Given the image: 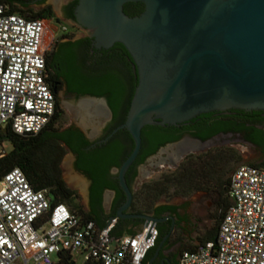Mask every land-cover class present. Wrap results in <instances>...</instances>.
Listing matches in <instances>:
<instances>
[{
	"label": "water",
	"instance_id": "1",
	"mask_svg": "<svg viewBox=\"0 0 264 264\" xmlns=\"http://www.w3.org/2000/svg\"><path fill=\"white\" fill-rule=\"evenodd\" d=\"M127 3H141L142 12L128 16L123 11ZM74 21L98 48L123 45L137 77L125 121L96 143L125 129L134 144L117 169L124 202L112 217L140 218L144 226L162 222L164 218L125 213L133 199L125 173L140 151L141 130L178 126L231 109L264 112V0H78ZM79 99L110 113L104 97Z\"/></svg>",
	"mask_w": 264,
	"mask_h": 264
},
{
	"label": "built area",
	"instance_id": "2",
	"mask_svg": "<svg viewBox=\"0 0 264 264\" xmlns=\"http://www.w3.org/2000/svg\"><path fill=\"white\" fill-rule=\"evenodd\" d=\"M43 25L0 2V129L20 136L37 135L56 108L40 49ZM228 196L216 240L183 251L178 264H264V163L236 167ZM117 221L111 217L99 226L64 203L52 205L47 191L35 190L14 167L0 179V264H54L60 251L82 264H141L156 243V223L116 236Z\"/></svg>",
	"mask_w": 264,
	"mask_h": 264
},
{
	"label": "trees",
	"instance_id": "3",
	"mask_svg": "<svg viewBox=\"0 0 264 264\" xmlns=\"http://www.w3.org/2000/svg\"><path fill=\"white\" fill-rule=\"evenodd\" d=\"M22 0H0L8 6V12L17 13L27 19L42 20V16L32 11L22 10L18 3ZM78 0L73 2L77 4ZM141 3H127L123 11L128 16H135L142 12ZM68 34V38H72ZM126 54L123 45L117 43ZM46 64L51 71L55 69L62 76L69 88L80 94L94 97L106 98L108 107L112 113V119L106 136L117 126L125 121L130 102L137 85L136 72L130 69L131 83L124 81L122 72L108 73L101 77L88 78L79 74L73 66L72 56L67 44L62 45L56 55L47 58ZM124 59V58H122ZM125 60V59H124ZM132 62V60H131ZM130 64V63H129ZM129 89L128 99L124 100L125 93ZM224 118L207 124L210 116ZM61 112H54L48 125L35 136H20L11 131L9 127L0 129V143L7 141L11 150L0 158V179L14 167H18L24 173L35 190H46L51 204L64 203L72 211L94 220L97 225L103 224L102 219L95 212H88L78 202L76 192L65 184L60 169V161L66 151H72L78 155L75 163L77 171L84 174L90 181V205L98 206L101 203L102 192L105 189L116 191L115 205L124 200V194L120 189L117 180L108 175L111 167L119 168L126 157L133 149V140L130 134L121 129L114 134L106 143L96 145L94 148L85 150L90 143L84 139L80 130L74 125L65 128L58 127ZM199 120L193 127L192 134L204 139L212 133L219 131H233L243 134V138L250 143L262 145L264 142V112L228 110L227 112H211L201 114L187 123L178 126H185ZM208 125V126H207ZM177 126L146 125L141 130V148L129 167L135 169L138 165L145 163L146 159L158 151L166 143L177 139ZM124 135L129 139V144H122L120 136ZM240 153L232 147H219L210 149L200 154L186 156L169 173H162L158 179L143 182L136 189L132 188L130 180L125 175L127 185L133 191V199L130 208L139 213L159 212L155 206L158 202H169L175 197H188L195 191H204L214 194L216 197L215 213L212 215L211 228L206 230L200 242L216 240L219 224L230 204L228 196V184L234 167L241 161ZM264 159L258 163L247 162L248 165H261ZM166 209L175 210L176 207L168 206ZM166 231H158L156 243L150 249L141 264H150L155 248L162 240ZM129 231L122 230L117 224L113 235H134ZM193 246L186 247L179 251V257L185 250H191ZM54 264H76L74 256L68 251H60L54 257ZM178 260L173 264H178ZM91 264V263H86Z\"/></svg>",
	"mask_w": 264,
	"mask_h": 264
},
{
	"label": "flooded vegetation",
	"instance_id": "4",
	"mask_svg": "<svg viewBox=\"0 0 264 264\" xmlns=\"http://www.w3.org/2000/svg\"><path fill=\"white\" fill-rule=\"evenodd\" d=\"M74 1L75 0H22L18 3V5L24 11H32L40 14L42 16L44 24L54 22L61 25V28L63 25H65L66 31L62 32L61 30L60 33L56 36V38L53 39L49 48L44 51V55L47 58L56 55V53H58L61 49L62 45L67 44L72 56L73 66L79 74L81 73V75L88 78H96L108 74L109 72L116 73L121 71L122 75L124 76V81L130 84V69L133 72H135V70L129 54H125L122 49H120L119 47H115V44L117 43L113 44L110 48L96 47L94 44V40L92 37H90L89 33L86 30L78 28L74 24V8L76 6L73 4ZM68 34L73 35L71 39L67 37ZM122 58H124L125 60ZM46 72L47 82L56 100L55 110L58 113L61 112L60 119L65 109H70L73 114L85 116V129H83L79 124L76 123L70 125H74L75 127H77L80 130V133L82 134L84 139L90 143V146L86 147L85 150L94 148L96 145H101L96 143L104 139L106 136V132L109 128L112 119L111 111L110 113H106L104 109L98 105H81L82 102L80 101L79 97L83 96L84 94H80L79 92L70 89L66 80L62 76H60L55 69L51 71L50 67L47 64ZM128 96L129 89L125 93L124 100L128 99ZM223 119L224 118H220L219 116L212 115L207 120V124L210 126L215 121ZM197 123H199V120L188 125L186 124L185 126H177V139L161 146L156 152V154L167 147H174L171 150V153L177 159H181L182 161L186 156L190 154H195L194 152L196 150L201 151L199 152L200 154L210 149L219 148V146H216L214 144V141L219 137L227 136L229 138H232L233 140L235 139L240 143H243L239 146H242L244 144L249 145L257 156L259 155L262 160L264 159V142L262 143V145L247 142L243 138L244 136L242 133L233 131H219L212 133L204 139H201L192 134L193 127H195ZM70 125H67L66 127ZM120 142L122 144H129V139L126 136L121 135ZM237 145H235V147ZM68 153L70 154L71 170L73 171V173H76L78 176L82 177L87 185L86 211L95 212L102 219L103 222L108 218L114 216L116 210L123 204L124 200L120 201L119 204L115 205L117 195L116 191L111 189H105L102 192V199L100 205L98 206L97 204H94V206L92 207L90 205L91 181L84 174L76 170L75 163L77 161L78 155L72 151H68ZM156 154L148 157L146 161L149 158L155 156ZM170 161L174 162V159L171 157ZM144 164L145 163L138 165L135 169L128 168L127 172L125 173V175L131 182L132 188L134 183L139 180L141 174L145 172V170L142 169V166ZM117 169L118 168L116 167H111L108 171V175L114 180H117ZM68 188L73 190L71 187ZM198 192H201L203 194H209L208 192L204 191ZM168 206H174L176 207V209L174 211L166 209V207ZM155 208L159 212L156 211L151 213H139L129 207L125 211V213L131 215H148L156 219H165L162 222L156 223L157 233L161 230L168 232L171 228L172 231L169 238L163 245L159 255L152 261L151 264H161L162 261L163 264H173L174 261L179 259V250L174 248V246L176 245V239L173 240L172 235L174 229L176 230L179 227H183L182 224L187 222L186 216L180 213V210L184 209V206L173 204L171 203V201L166 203L164 201H160L156 204ZM117 225L124 231L136 233L143 228L144 221L140 218H130L123 220L118 219Z\"/></svg>",
	"mask_w": 264,
	"mask_h": 264
},
{
	"label": "rangeland",
	"instance_id": "5",
	"mask_svg": "<svg viewBox=\"0 0 264 264\" xmlns=\"http://www.w3.org/2000/svg\"><path fill=\"white\" fill-rule=\"evenodd\" d=\"M61 25L49 22L43 25L41 33V45L40 49L42 51L47 50L54 38L60 33ZM83 119V120H82ZM85 116H80L79 114H73L70 109H65L64 113L58 123V127L63 128L70 124H79L83 129ZM214 144L219 147H232L240 153L241 161L234 167V169L240 165L247 164V162L258 164L262 161V158L253 151L249 145L239 146L240 143L237 140H233L229 137H219L214 141ZM174 147H167L164 150L158 152L155 156L149 158L142 169L145 170L141 174L139 180L134 183L133 189H136L145 181L156 180L162 173H169L177 168V165L181 159H177L171 153ZM4 150L8 153L11 150V145L7 141L0 143V152ZM199 150L194 153L199 154ZM174 159V162L170 161V158ZM61 176L65 181L67 187H71L77 192L78 202L84 210L87 206L86 197V182L85 180L73 173L70 166V154L68 151L62 156L60 161ZM171 203L184 206V209L180 210V213L187 218V222L182 224L183 227H179L173 232V240H175V249L179 251L184 249L186 245L195 246L200 243L199 239H202L206 230L211 228L212 225V215L215 213V202L216 197L214 194H203L201 192L195 191L188 197H175L172 198ZM178 240V242H177ZM76 264H82V260L79 256L74 258Z\"/></svg>",
	"mask_w": 264,
	"mask_h": 264
},
{
	"label": "bare ground",
	"instance_id": "6",
	"mask_svg": "<svg viewBox=\"0 0 264 264\" xmlns=\"http://www.w3.org/2000/svg\"><path fill=\"white\" fill-rule=\"evenodd\" d=\"M81 105L86 106L89 105L87 102L86 103H82ZM83 120V119H82Z\"/></svg>",
	"mask_w": 264,
	"mask_h": 264
},
{
	"label": "crops",
	"instance_id": "7",
	"mask_svg": "<svg viewBox=\"0 0 264 264\" xmlns=\"http://www.w3.org/2000/svg\"><path fill=\"white\" fill-rule=\"evenodd\" d=\"M139 231H140V230H139ZM139 231H138V232H139ZM138 232H136V233H138Z\"/></svg>",
	"mask_w": 264,
	"mask_h": 264
}]
</instances>
